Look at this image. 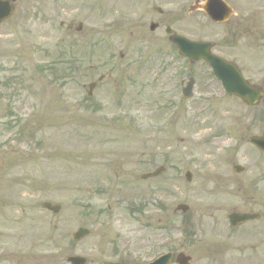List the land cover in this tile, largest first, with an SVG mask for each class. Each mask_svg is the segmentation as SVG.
Segmentation results:
<instances>
[{"label":"rangeland","instance_id":"obj_1","mask_svg":"<svg viewBox=\"0 0 264 264\" xmlns=\"http://www.w3.org/2000/svg\"><path fill=\"white\" fill-rule=\"evenodd\" d=\"M240 2L264 9V0ZM127 6L128 0H17L0 24V250L24 255L38 248L41 257L45 240L54 264H65L70 255L94 258L102 233L143 240L140 234L152 231L146 221H208L209 190L219 182L211 175L232 174L220 165L226 144L217 130L227 107L240 103L218 91L210 102L200 93L199 103L183 101L175 53L137 45L121 24ZM215 153L222 156L214 160ZM160 166L163 175L141 180ZM231 180L212 195L217 209L243 195L239 177ZM45 202L59 212L43 209ZM178 204L187 213L175 212ZM177 224L169 223L168 232L176 233ZM78 228L91 234L71 244Z\"/></svg>","mask_w":264,"mask_h":264},{"label":"flooded vegetation","instance_id":"obj_2","mask_svg":"<svg viewBox=\"0 0 264 264\" xmlns=\"http://www.w3.org/2000/svg\"><path fill=\"white\" fill-rule=\"evenodd\" d=\"M206 1L128 0V13L121 24L129 27L139 46L173 47V36L208 43L211 54L233 64L243 80L260 91L261 98L254 106H228L224 112L226 122L217 130V139L224 133L226 144L220 165L228 166L234 175H221L218 171L211 175L212 181L219 176V182L213 188L210 186L209 204L213 200V205L208 221L196 218L146 221L153 232L140 234L138 238L143 237V240H135L136 235L129 233L99 234L96 256L87 258L86 264H149L152 258L161 256H168L167 264H264V9L248 10L240 0H221L222 6L213 0L210 9L224 19L214 22L199 10ZM180 61L182 65L185 60L180 58ZM186 64L188 73L180 71L178 74L180 89L192 80L191 92L200 93V97L204 96L203 101L210 102L218 91L226 98L240 102L223 92L208 65L202 61L195 64L186 61ZM253 73L257 79L252 78ZM201 100L195 99L196 103ZM237 109L242 115H235L239 113ZM218 156L222 155L215 153L210 157L217 160ZM237 158L242 162L240 165L236 164ZM236 177L240 181L239 191L243 190L239 203L233 202L228 209H217L216 197L212 195H217L216 190L221 191L225 183L234 184L231 179L236 180ZM229 189L232 192L235 188L230 186ZM221 211L224 216L216 218L215 214ZM233 214L246 218L234 221L231 219ZM172 222L178 223L176 233L168 232V224ZM38 247H42L44 255L41 257L38 248L24 255L2 249L0 264H54L52 243L41 240Z\"/></svg>","mask_w":264,"mask_h":264},{"label":"water","instance_id":"obj_3","mask_svg":"<svg viewBox=\"0 0 264 264\" xmlns=\"http://www.w3.org/2000/svg\"><path fill=\"white\" fill-rule=\"evenodd\" d=\"M11 1L14 2L15 0H11ZM12 9H13L12 6L8 2L0 1V22L4 21L10 16ZM205 11L209 13L207 10ZM192 53L196 56V57L194 56L195 58H199L201 56L200 54H198V52H192ZM205 60L211 62L212 66L215 67L214 72L217 75V77L221 80L222 85L226 92L235 94L241 99L247 101L249 104H252L255 101V99H257L256 95L259 94L257 92H251V90L247 87V85L244 82L241 81L239 75H237V73L232 68H229L227 66L225 67L221 66L217 61L213 62V60L208 56L205 57ZM161 170L162 169L159 168L154 173L143 176V179L147 177H154L158 175L161 172ZM43 208L53 213H57L59 210L58 206H51L50 204L47 203L43 204ZM185 210H186L185 207L181 208L182 212H184ZM239 220L241 219L239 218ZM86 235H87V231L80 229L73 235V240L79 241ZM68 261L71 262V264L84 263V261L80 258H70L68 259Z\"/></svg>","mask_w":264,"mask_h":264}]
</instances>
